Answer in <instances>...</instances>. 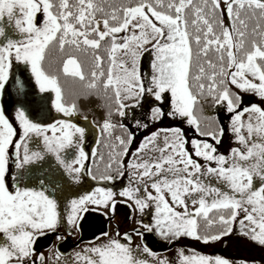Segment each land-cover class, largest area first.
Returning <instances> with one entry per match:
<instances>
[{
  "label": "snow or ice",
  "instance_id": "snow-or-ice-1",
  "mask_svg": "<svg viewBox=\"0 0 264 264\" xmlns=\"http://www.w3.org/2000/svg\"><path fill=\"white\" fill-rule=\"evenodd\" d=\"M40 15L43 20L37 23ZM102 44L108 59L106 71L104 56L99 54ZM57 46L60 53L66 47L84 53L93 50L90 79L84 65L71 54L63 60L62 73L81 82L88 93L102 84L105 95L114 100L106 105V118L102 126L98 125L104 134L111 135L116 127L111 120L114 114L125 117L126 109L142 107L147 97L150 103L159 102L150 108L152 121L165 114L186 119L201 137H210L219 144L224 128L201 129L200 119L194 114L197 95L191 81H196L200 96L206 93L216 105H224L231 114L229 131L239 145L231 148L228 156L217 154L213 143L194 138L192 150L195 157L204 161L201 164L187 150L180 128L162 130L163 147L156 146L159 133L153 132L132 153L133 160L127 165L129 185L118 195L125 198L122 202L129 208L134 203L141 213L154 204L153 222L141 226L147 232L155 230L169 243L182 236L204 243L219 241L233 231V223L242 212L239 222L243 235L264 246V108L254 103L241 109L240 95L251 93L264 100V0H201L198 4L194 0H138L134 5L113 7L110 12L97 0H0V90L6 87L13 61L23 64L41 93L50 90L55 94L51 102L55 111L71 117L77 112L76 103L65 101L59 76L44 67L50 51ZM146 52L151 53L150 72L142 73ZM210 52L215 54L214 61L207 59ZM202 57L210 72L199 63ZM194 63L198 66L195 76ZM16 86L19 92L23 91L20 80ZM231 86L239 91L233 92ZM168 94L169 107L165 112L161 105ZM127 100L134 103L128 105L124 102ZM14 118L20 128L19 139L15 140L17 131L0 109V264H45L43 253L35 256L33 245L38 236L56 233L62 225L72 235L90 205L115 210L117 193L104 187L65 203V176L78 182L80 173L87 168L94 181L116 177L111 174L112 163L99 177L85 164V128L70 120L47 125L34 122L23 106L15 109ZM209 119L218 124L215 118ZM135 126L148 125L137 120ZM119 127L127 132V140L115 137L122 151L115 153L113 162L119 158L116 171L123 176L122 160L133 135L123 124ZM49 131L51 136L47 135ZM33 137L43 139V150L29 148ZM70 148L76 149L72 160L62 155ZM145 150L159 152L160 156L146 159L142 155ZM47 155L54 156L55 165L48 163ZM213 178L220 186L207 182ZM149 184L155 195L148 191ZM188 200L194 206L192 210ZM174 205L182 207L183 212ZM214 210L229 214H220L214 220L209 215ZM200 220L209 229L219 224L218 232L201 235ZM136 234L142 235L139 229ZM102 238L107 239L101 242ZM56 239L63 241L65 237L57 235ZM124 239L128 243L108 238L104 232L71 258L57 248L54 264H169L147 246L131 247L127 233ZM144 254L154 259L149 261L143 258ZM178 257V264H231L220 256L184 255L182 249L178 250Z\"/></svg>",
  "mask_w": 264,
  "mask_h": 264
},
{
  "label": "rangeland",
  "instance_id": "rangeland-1",
  "mask_svg": "<svg viewBox=\"0 0 264 264\" xmlns=\"http://www.w3.org/2000/svg\"><path fill=\"white\" fill-rule=\"evenodd\" d=\"M162 10V9H158ZM43 20L42 15L38 16L37 23H41ZM225 22L227 23V18L225 17ZM11 34V33H10ZM124 35V33L120 34ZM19 38V37H16ZM150 47V46H149ZM210 59L214 60L215 55L211 54ZM150 60H151V53L146 52L142 58L141 62V71L142 73H148L150 72ZM204 67L206 71L210 72L211 69L208 68L207 64H204ZM20 80L23 83V91L19 92L16 86V81ZM233 92H238L239 90L235 88V86H231ZM193 93L196 94V92L193 90ZM197 95V94H196ZM242 97V104L241 109L243 107H249L251 104H257L264 108V100H261L259 97L255 96L251 93H240ZM55 94L53 92L46 91L41 93L39 91L38 85L35 83L34 77L31 76L30 70L26 68L23 64H17L15 61H13V68L10 72L9 80L6 83V87L3 90H0V109H2L5 112V115L8 117L11 123H13V127L17 131V136L19 137L20 128L17 121H15L14 118V112L17 107L23 106L29 118L33 120L34 122L41 123L44 125L55 123L58 120H70V122L75 123L79 127L85 128V138L83 142V148L84 151L88 154V159L86 162L88 163V168L94 167V158L97 152V143L99 141V130L97 126L93 125L92 122H90L88 119H81L77 116H71L66 117L63 113H57L55 109L52 107V99H54ZM169 100H170V94L166 95L164 98V103L161 105L165 112H167L169 107ZM128 105H132L134 101L127 100L124 101ZM159 104V102H149V98H145V100L142 103V107H129V108H135L139 109L137 113L134 114L133 120L134 122H131L130 119L123 120V124L128 125L129 130L133 133L134 136V143L133 146L129 149L128 152L124 155L122 163L124 165V175L119 176L118 172L116 175H113L116 177L113 180L108 181H100L97 179L96 181L92 180L90 177H84L82 172L80 173L79 181L72 182L73 186H82L81 190H89V192H92L93 189L96 187H104V188H110L112 189L117 195L115 196L116 202L120 201L122 203L121 207L119 209L120 213V220L119 222H124V224L130 228H133L135 226H140L142 224H151L153 222V215L155 214V205H151L149 208L145 209L143 213H141L138 209H136L135 204L133 203V207L129 208L126 203H123L122 201L125 199L123 197H120L118 193L125 187L129 185V170L127 168L128 162L130 160H133L132 153L135 152L141 142L144 140L145 137L150 136L153 132H158V138L156 141V146L163 147L164 144V131L165 129H172V128H180L183 132V136L186 143V148L189 151L190 154L193 155V159H197L201 164L204 163V161L200 158L195 157L191 141L192 139H201V140H207L210 143H213L214 146L217 149V154H224L225 156H228L230 154V150L233 147H238L239 145L235 142L234 135L229 131V124L231 121V114H229L226 110V107L224 105H216L211 104L209 105V102H206V106L202 105L199 110L200 113L196 116L200 119V122H202V119L204 121V127L201 128L202 130H207L209 127H223L224 128V135L222 137V140L219 144H216L215 141H212L210 137H201L195 130L193 126H190L186 119H172L167 114H165L161 119L152 121L149 119L150 115V108L153 106H156ZM209 118H215L216 121H218V124L213 123L210 121ZM243 119L247 120V115L243 117ZM139 120L142 124H147L148 126L146 128L143 127H136V121ZM147 121V122H145ZM116 136L120 137H127L124 136L122 132L116 130L115 131ZM47 135L51 136L52 133L49 131ZM246 135V133H245ZM115 136V137H116ZM14 137V138H16ZM35 137H33L34 139ZM38 139V148L44 149V143L42 138H36ZM150 148L152 146H149ZM68 154L70 156V160L75 158L76 155V149L70 148L67 149ZM95 150V155H93V152ZM66 151L62 153V155L67 153ZM142 155L145 156L147 159L149 156L153 158H158L160 156L159 152L156 151H148L145 150ZM167 155V153H165ZM49 157L51 155H48ZM54 157V156H52ZM120 161L117 160V167L118 163ZM215 167V164L212 165ZM167 167V165H165ZM154 170V169H153ZM98 177V176H97ZM169 178H172L169 176ZM208 183L213 184L214 186H220L217 184L216 180L210 179L207 181ZM133 186H135V182H133ZM148 191L152 192L153 195H155L154 190L151 188L150 184L148 185ZM166 198L171 203V197L167 196ZM198 199V197H197ZM211 200H209V203ZM128 203H132V201H128ZM198 206V205H197ZM117 207V204L115 203V208ZM177 211L183 212L182 207L175 206ZM188 207L189 210H192L194 206L191 204V200H188ZM136 209V210H134ZM107 212L109 210H112L111 208H105ZM220 214L228 215L226 211L223 210H214L212 213H210V218L215 216V220H218V216ZM243 213L240 212L236 221L233 223V231L228 234L225 237H222L219 241L204 243L203 240H197L192 237L182 236L179 238L178 243L175 245V247L164 253L157 254L159 258H166L169 261V264H178V250L182 249L184 255H203L208 257H215L220 256L224 259H227L231 262V264H241V262H247V264H264V246L259 245L256 242H253L248 236L243 235L242 228L240 225V220L243 219ZM137 221H140V223H137ZM245 225H247V221H245ZM219 224L214 225L212 228L214 229V233H217L219 230ZM202 230V228H201ZM155 233L157 239L159 241L164 240L162 237L158 236ZM202 232V231H201ZM200 232V233H201ZM203 235V234H201ZM108 238H116L121 240L119 234L113 230L110 231V234L108 235ZM107 238L102 239L101 242L106 240ZM123 242V241H121ZM126 243V242H123ZM156 243H158L156 241ZM167 243V241L165 242ZM88 243L81 244L78 249L75 251H79L80 249L84 248ZM137 246H140L141 249H143L144 246L141 245V243L135 239L133 243H131V247L135 248ZM74 251V252H75ZM145 259H148L149 261H152L153 257H148L146 254H144Z\"/></svg>",
  "mask_w": 264,
  "mask_h": 264
},
{
  "label": "trees",
  "instance_id": "trees-1",
  "mask_svg": "<svg viewBox=\"0 0 264 264\" xmlns=\"http://www.w3.org/2000/svg\"><path fill=\"white\" fill-rule=\"evenodd\" d=\"M97 2L98 3L103 2L105 11L110 12L113 7L119 8L122 5H134L135 3L138 2V0H97ZM165 2H167V0H165ZM194 3L197 4L201 3V0H194ZM109 5H111V7H109ZM190 12L191 10H189V13ZM251 26L252 25H250V27ZM104 47L105 45L102 44L99 54L104 56V69L106 71L108 67V59H107V54L104 51ZM196 50H197L196 45L193 43V52L195 53ZM69 54L75 56L84 65L86 75L90 79V72L93 64L92 49H89L87 53H84L82 51L77 52L73 48L66 47L64 53H60L58 51V46H57L56 48H53L50 51L44 64L45 70L50 74L59 76L61 87L64 90L65 101L69 104L74 101L77 105V112L74 116H77L81 119H84V117L87 116V119L90 122H92L93 125L97 126L100 132L99 141L97 143V152L94 158V167H91L92 173L99 177L102 173L108 171L107 166L109 165V163H112L111 174L116 175L117 162H113V156L115 155L116 152L122 151V148L119 145V142L116 141L115 139L116 136L115 131L118 130L122 132L124 136H127V132L121 129L119 125L123 124L124 119L126 120L133 119L134 114L137 113L139 109H135V108L126 109L127 115L123 118L114 114L111 120L112 123L116 125V127L112 130L111 135L102 133L98 125L102 126L103 121L106 118V113H107L106 105H108L109 103H114V100L108 99V96H106L104 93L102 84L100 85V88L98 90L88 93L82 86L81 82H79L77 79H73L71 77H65L63 75L62 73L63 60L66 59ZM211 54L214 53L210 52L207 59H210ZM199 63L206 64L204 63L203 57L200 59ZM197 71H198V66L194 63L192 69V75L195 76L197 74ZM191 83L193 84L192 90H194L197 94V103L194 105V114L196 115V112L197 114L200 113V110L198 109L200 104L206 106V102H209V105H211L214 104V101L210 97H208L206 93L204 96H200L198 94V89L195 87L196 84L195 80H192ZM109 95H111L110 92ZM202 105H200V107ZM177 118H172V119H177ZM131 122L134 121L131 120ZM200 124H201V128H203L204 127L203 119L202 122H200ZM123 125L128 130V132H130L133 135V133L129 130L128 125L125 124ZM123 138L127 140V137L126 138L123 137ZM133 143H134V136L132 143L128 145L129 149L133 146ZM117 160L119 161L118 157ZM212 219L215 220L216 219L215 216H213ZM213 231H214L213 228L209 229L205 224V222L203 220H200V232H201L200 234H205V232H208L209 234H215Z\"/></svg>",
  "mask_w": 264,
  "mask_h": 264
},
{
  "label": "flooded vegetation",
  "instance_id": "flooded-vegetation-1",
  "mask_svg": "<svg viewBox=\"0 0 264 264\" xmlns=\"http://www.w3.org/2000/svg\"><path fill=\"white\" fill-rule=\"evenodd\" d=\"M19 139V137L14 138ZM29 148L31 150H43V148H38V139L34 138L32 142L29 144ZM11 150L14 151V145L11 146ZM23 150L21 149V152ZM66 152L68 150H65ZM64 156L70 160V156L68 152L64 154ZM46 160L48 163L55 165L56 161L55 158L52 156H46ZM89 163V162H88ZM88 163L85 161V164L88 166ZM45 167H48V164H45ZM62 171V170H61ZM82 174L84 177H90L88 175L87 168L82 170ZM65 180L67 181V187L65 188L64 196L66 197L65 203L67 200L72 199L73 197H79L80 195H84L86 193H89V190H81L82 186H73L72 182L73 180L69 179L67 176H65ZM31 186V185H29ZM117 207L115 208L114 212L112 210H109L107 212L103 206L96 208L95 206H89V211L86 213H83L81 216V219L79 221L80 227L79 228H73L72 229V235H68V231L66 226H61L58 228L56 233L48 234L46 236H40V239L37 238L34 242V250H35V256H39V254L43 253L45 257V264H54L55 262V255H56V249L58 248L59 251L65 256L71 258L72 254L76 249L80 247L81 244L89 243L90 241H95L96 237L101 236L102 233L107 232L108 235L110 234V231L115 230L120 238L121 241L128 243L127 240L124 239V234L127 233L131 236V243L134 242L135 239H137L142 246H147L153 253L160 254L164 252H168L172 250L175 245L178 242H175L173 247L169 250H163L166 248L169 244L174 243L175 239L172 243H165L164 240H156L154 241V245L150 247V243L146 241H142L141 236L137 235L133 229L140 227L135 226L133 228H130L124 224V222H119L121 216L119 213V209L122 205L120 201L116 202ZM60 211L63 213L64 211V203H61ZM142 228V227H141ZM57 235H63L65 239L63 241H57L56 237ZM104 239V238H102ZM179 241V239H178ZM51 249V250H50ZM157 250V252H155ZM163 250V251H160ZM35 256L33 259H35Z\"/></svg>",
  "mask_w": 264,
  "mask_h": 264
},
{
  "label": "water",
  "instance_id": "water-1",
  "mask_svg": "<svg viewBox=\"0 0 264 264\" xmlns=\"http://www.w3.org/2000/svg\"><path fill=\"white\" fill-rule=\"evenodd\" d=\"M137 229H139V231L142 233V235H140L142 241H143V242L146 241V242L150 243L149 246L152 247V246L154 245V241H156L155 234H154L153 232H147L146 230H144V229H142V228H140V227H137V228L133 229V231L136 233V230H137ZM37 238L40 239V236H38ZM175 242H176V241H175ZM175 242L172 243V244H169V245H168L166 248H164L163 250H169V249H171V248L173 247V245L175 244ZM163 250H160V251H163ZM155 252H157V250H156Z\"/></svg>",
  "mask_w": 264,
  "mask_h": 264
}]
</instances>
